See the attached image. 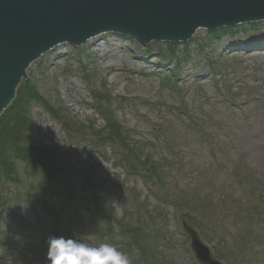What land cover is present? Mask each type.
Returning <instances> with one entry per match:
<instances>
[{
    "label": "rangeland",
    "instance_id": "obj_1",
    "mask_svg": "<svg viewBox=\"0 0 264 264\" xmlns=\"http://www.w3.org/2000/svg\"><path fill=\"white\" fill-rule=\"evenodd\" d=\"M236 2L210 0L205 8ZM258 40L264 42V20L256 30L246 25L219 39L199 30L188 41L190 56L182 61L179 76L170 75L177 83L174 89L163 76L172 74L177 57L162 55L159 45L150 53L151 46L118 34L84 44V51L58 45L34 61L28 79L39 97L29 106V120L35 125L30 139L44 144L45 152L55 148L58 159L83 173H74L70 191L66 183L51 184L59 191L65 188L48 199L58 219L46 207L33 211L36 205L31 202L40 199L41 172L17 164L19 181L6 182L7 207L0 202L8 262L39 264L32 257L35 241L20 232L16 221L25 218L36 222L38 234L79 239L94 247L110 244L125 253L130 264H199L182 227L186 218L181 205L190 209L187 218H193L204 242L224 263L264 264V204L257 212L252 202L258 196L254 187L264 188V51L252 50ZM217 62L223 66L213 78L210 70ZM202 69L201 80L195 73ZM92 92L108 100L114 118L105 120L97 113ZM227 93L246 105L247 117L227 102ZM116 123L122 127L121 138ZM125 141L135 152H126ZM52 154L44 153L46 169L56 159ZM135 155L136 162H130ZM76 157L82 162L77 167ZM121 159L128 160L133 174ZM150 165L162 184L146 181ZM66 170L51 181L67 178ZM237 173L244 176L242 181H237ZM87 176L104 198L93 195ZM103 200L105 211L117 217L114 240L102 238L99 216L93 220L94 205Z\"/></svg>",
    "mask_w": 264,
    "mask_h": 264
},
{
    "label": "water",
    "instance_id": "obj_2",
    "mask_svg": "<svg viewBox=\"0 0 264 264\" xmlns=\"http://www.w3.org/2000/svg\"><path fill=\"white\" fill-rule=\"evenodd\" d=\"M0 0V107L10 97L14 85L19 81L24 68L33 59L35 52L22 45L21 33L32 32L35 40L46 42L64 38H84L105 28L123 29L130 32L141 24L153 27V35L174 37L181 29L182 21L194 18L210 21L212 17L228 10L229 6L206 7V2L196 8L200 11L192 14L188 7L183 9L184 0L171 5L163 0ZM233 2V1H232ZM229 1V3H232ZM151 12L148 16V8ZM144 12L143 15L138 14ZM118 14H115L117 13ZM174 17H170L172 14ZM216 14V16H212ZM86 18L83 21V18ZM151 18V19H149ZM194 20L192 24L194 23ZM21 25V23H23ZM152 23V24H150ZM25 25H30L26 29ZM160 26V27H159ZM150 34V32H148ZM31 44H28L30 46ZM194 241H198L195 236ZM199 242V241H198ZM198 253L201 248L195 243ZM200 255V254H199Z\"/></svg>",
    "mask_w": 264,
    "mask_h": 264
},
{
    "label": "trees",
    "instance_id": "obj_3",
    "mask_svg": "<svg viewBox=\"0 0 264 264\" xmlns=\"http://www.w3.org/2000/svg\"><path fill=\"white\" fill-rule=\"evenodd\" d=\"M19 92V101L14 104V107L10 109L8 114L0 119V157L4 161L8 159L7 163L11 166L14 165V161L10 162L9 160L10 158H13L15 156L19 159L31 158L34 161V165L37 166V164L43 162L44 153L47 152L48 156L51 155L48 153V150L45 152V148L37 147L38 145L42 144H40L38 141L33 142V140L30 139V128H33V126L31 125V122L29 120L28 107L30 101L39 96L35 88L31 85H28L25 89H22ZM99 97V101H102L103 98H105L104 96ZM2 161L0 159V166L2 165ZM53 162L56 163L55 159L53 160ZM56 165L54 164L50 167L52 172L56 171L54 167ZM64 166L66 168L68 167L62 159L60 165H57V167L60 170H65L68 172V170H66ZM0 168L2 170L0 171V180L3 181V177L6 178L7 174L9 173V169L4 167ZM72 171L74 173L79 172L77 170H74L73 167ZM46 173L49 177L47 171Z\"/></svg>",
    "mask_w": 264,
    "mask_h": 264
},
{
    "label": "clouds",
    "instance_id": "obj_4",
    "mask_svg": "<svg viewBox=\"0 0 264 264\" xmlns=\"http://www.w3.org/2000/svg\"><path fill=\"white\" fill-rule=\"evenodd\" d=\"M48 244L51 264H130L125 253L106 243L94 247L79 239L52 237Z\"/></svg>",
    "mask_w": 264,
    "mask_h": 264
},
{
    "label": "bare ground",
    "instance_id": "obj_5",
    "mask_svg": "<svg viewBox=\"0 0 264 264\" xmlns=\"http://www.w3.org/2000/svg\"><path fill=\"white\" fill-rule=\"evenodd\" d=\"M111 1H115V2H117L118 0H111ZM126 1V3H128V2H130V1H128V0H125ZM204 2H208V0H203ZM222 1H224V0H222ZM225 1H228V0H225ZM249 2L250 1H258V0H248ZM179 3V0H174L173 1V4H176V3ZM182 3V2H181ZM181 3H179V5L181 4ZM199 5H201V3H200V0H184V4H183V6H184V8L183 9H185V8H187L188 7V11L189 12H191L192 14H194L195 12H197V11H200V10H198V9H196V8H199ZM221 5H225V4H221ZM151 7H149L148 8V13H147V15H145V16H148L149 17V14L150 13H152L151 12ZM144 12H147V10H145V11H143L142 13H140V14H138V16H141V15H143L144 14ZM115 14H118V12L117 13H115ZM175 16V14L173 13L170 17H174ZM149 19H151V18H149ZM83 21H85L86 20V18L84 17L83 19H82ZM193 20H194V18H192V19H190V20H188V21H186L185 19H183V21H182V25H181V27H183V26H185V25H189V24H191L192 22H193ZM24 24V22L23 23H21V25H23ZM145 25H147V24H149V22H145L144 23ZM150 24H152V23H150ZM25 27H26V29H30L31 28V26L30 25H25ZM160 27V26H159ZM21 37H23L24 39H25V41L24 42H21V44L22 45H25V46H27L28 47V44H31L32 43V45L33 44H35V45H37V47H41V46H43L45 43H38V39L37 40H35L34 39V37H37V35L36 36H34L33 34H32V32H28V33H21V36H20V38ZM264 41V40H263ZM42 42V41H41ZM48 44V43H47ZM257 45H260V46H257ZM31 49V48H30ZM260 49H263L264 50V43H259V44H257V43H255V44H253V51H257V50H260Z\"/></svg>",
    "mask_w": 264,
    "mask_h": 264
}]
</instances>
